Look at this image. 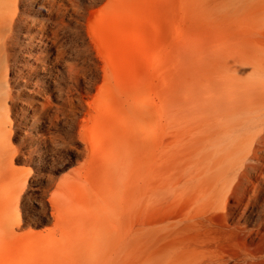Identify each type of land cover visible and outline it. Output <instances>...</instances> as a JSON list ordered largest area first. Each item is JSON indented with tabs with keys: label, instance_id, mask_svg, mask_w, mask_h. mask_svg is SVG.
Listing matches in <instances>:
<instances>
[{
	"label": "rangeland",
	"instance_id": "obj_1",
	"mask_svg": "<svg viewBox=\"0 0 264 264\" xmlns=\"http://www.w3.org/2000/svg\"><path fill=\"white\" fill-rule=\"evenodd\" d=\"M51 1L31 77L11 68L0 264H264V0Z\"/></svg>",
	"mask_w": 264,
	"mask_h": 264
},
{
	"label": "bare ground",
	"instance_id": "obj_2",
	"mask_svg": "<svg viewBox=\"0 0 264 264\" xmlns=\"http://www.w3.org/2000/svg\"><path fill=\"white\" fill-rule=\"evenodd\" d=\"M260 1L252 0V3H255V8L256 6H261ZM234 2L236 3V0ZM41 5H45L47 8L46 16L38 10ZM53 9L54 6L51 0H0V164L11 163L14 157V151L11 148V137L14 128L12 117L13 110H16L18 98L11 91V70L13 69L17 75L21 74L24 78H30L33 70L28 67L23 68L24 71L21 72L16 68L18 64L17 51L19 49L24 51L28 47L33 48L34 45L39 43L38 38L51 32ZM56 33L57 31L53 32L54 37ZM48 58L47 56H41L38 59H42L43 63H48ZM240 61L241 58L237 53L236 45L233 44L230 54L231 68H238ZM53 83L55 84L56 81L53 80ZM88 139L91 140L90 137ZM63 189V185L59 184L57 190L47 198L50 216L53 218L55 229L43 236L44 242L50 243L54 241L57 231L61 229L60 227L65 226L66 213ZM19 199L20 196H18L15 203ZM15 203H9L7 213L3 215L0 221V236L2 237L16 235V230H19L22 226ZM64 233L65 230L62 235ZM36 236L37 233H28L27 239L32 240ZM35 245V243L24 242L20 252L7 251L5 256L8 260L7 263L16 262L18 256L27 257L33 255L35 253L33 248Z\"/></svg>",
	"mask_w": 264,
	"mask_h": 264
}]
</instances>
